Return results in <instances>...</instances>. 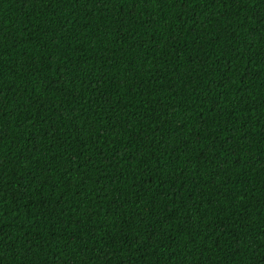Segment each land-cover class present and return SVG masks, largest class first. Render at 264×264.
<instances>
[{"label":"trees","instance_id":"1","mask_svg":"<svg viewBox=\"0 0 264 264\" xmlns=\"http://www.w3.org/2000/svg\"><path fill=\"white\" fill-rule=\"evenodd\" d=\"M0 264H264V0H0Z\"/></svg>","mask_w":264,"mask_h":264}]
</instances>
